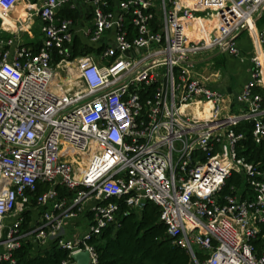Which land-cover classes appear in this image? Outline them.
<instances>
[{
    "label": "built area",
    "instance_id": "1",
    "mask_svg": "<svg viewBox=\"0 0 264 264\" xmlns=\"http://www.w3.org/2000/svg\"><path fill=\"white\" fill-rule=\"evenodd\" d=\"M26 1L33 44L31 15L5 23L17 0H0V263L30 244L98 264L120 206L150 201L193 264H264V165L243 154L264 145V0ZM219 54L248 59L240 90L206 74Z\"/></svg>",
    "mask_w": 264,
    "mask_h": 264
},
{
    "label": "trees",
    "instance_id": "2",
    "mask_svg": "<svg viewBox=\"0 0 264 264\" xmlns=\"http://www.w3.org/2000/svg\"><path fill=\"white\" fill-rule=\"evenodd\" d=\"M250 128V124L246 125ZM248 160H261L264 165V145L252 144L250 137L245 140ZM238 177L232 176L228 185ZM46 187H41L43 191ZM117 201L115 198L110 199ZM117 222L102 230L93 239L98 253V264H193L188 252L173 243L166 233V226L160 220V210L153 202L147 201L138 210H126L121 205L116 215ZM257 254L259 246L264 252V224L255 240ZM15 264H58L67 257V252L51 245L42 250H33L30 244H23L14 252ZM0 264H10L2 262Z\"/></svg>",
    "mask_w": 264,
    "mask_h": 264
},
{
    "label": "crops",
    "instance_id": "3",
    "mask_svg": "<svg viewBox=\"0 0 264 264\" xmlns=\"http://www.w3.org/2000/svg\"><path fill=\"white\" fill-rule=\"evenodd\" d=\"M19 2H20V0H18V3ZM16 7H17V5H15L10 10V12L8 14L10 17L21 16V15H19L20 12L16 13ZM18 7H19V5H18ZM26 11L27 12L22 16V19L26 18L27 16H29L33 13L32 10H30V9H26ZM30 18L33 20L32 25L30 27H28V32H26L25 39H24L27 44H33L39 38V32H38V27H37V25H38L37 24V22H38L37 17L31 15ZM252 36H253V39L255 42H253L251 40V38L246 34L241 36L238 40V45H239L242 53L245 56H247L252 51L254 43L256 44V46L258 48L256 33L252 32ZM225 59L231 61L234 64V66L232 69V74H233L232 79L233 80L231 81V84L228 83L227 85H224L223 88L224 89H230L231 91L236 92V91L241 89V87L245 84V82L248 81V79H249L248 69H249L250 64H249V61L247 58H245L243 61H240L237 58L226 55L224 60ZM211 70H213V69H211ZM209 73H210V70L206 71V74H209ZM218 73H220V71H218ZM219 84H220V79H218V82L214 83V85H216L218 88H222L221 85H219ZM86 223H87V217L84 216L81 219L79 218L78 220H76L74 222V224L70 228L69 232H72L73 230L75 231L76 230L75 228H79V227L84 228L86 226Z\"/></svg>",
    "mask_w": 264,
    "mask_h": 264
},
{
    "label": "rangeland",
    "instance_id": "4",
    "mask_svg": "<svg viewBox=\"0 0 264 264\" xmlns=\"http://www.w3.org/2000/svg\"><path fill=\"white\" fill-rule=\"evenodd\" d=\"M25 1L26 0H20V2L18 3V0H17V3L15 5H20V6L21 5H25ZM16 8H18V7H16ZM9 12H8V14H9ZM8 14H7V17H4L5 18L4 21L6 23H10V18L11 17ZM201 56L204 57V53H202L197 58H200ZM225 57H226L225 54H219V55L214 56V57L208 59L207 61H205L208 64H210V63L214 64V66L212 67L213 70L210 69V73H212L214 70L220 71V73H219L220 84L219 85H221L222 88H223L224 85H227L228 83L231 84V81L233 80L232 79V77H233L232 69H233L234 64L231 61L227 60L228 58L224 60ZM205 62H203V63H205ZM238 108H239V106H236V105L233 106L232 112H238ZM244 185H246L245 181L241 184V187L244 186ZM75 229L76 230L75 231L73 230V232L81 233L83 231L82 227L75 228ZM68 233H69L68 235H71V232L68 231ZM258 251L261 252V253L263 252L261 250V245L259 246V250Z\"/></svg>",
    "mask_w": 264,
    "mask_h": 264
},
{
    "label": "bare ground",
    "instance_id": "5",
    "mask_svg": "<svg viewBox=\"0 0 264 264\" xmlns=\"http://www.w3.org/2000/svg\"><path fill=\"white\" fill-rule=\"evenodd\" d=\"M17 7H18V5H17ZM31 8H32V6L27 1H25V5H21V6L19 5V7L16 8V13L20 12L19 15L23 16L27 12L26 9H31ZM253 32H255V31H253ZM257 44H258V42H257ZM258 48H259V45H258ZM202 108H203L204 114H202L203 113ZM191 110L196 112L199 116L209 115V106L207 104L202 105L200 103H196V105L191 107Z\"/></svg>",
    "mask_w": 264,
    "mask_h": 264
},
{
    "label": "water",
    "instance_id": "6",
    "mask_svg": "<svg viewBox=\"0 0 264 264\" xmlns=\"http://www.w3.org/2000/svg\"><path fill=\"white\" fill-rule=\"evenodd\" d=\"M228 91H231V90L228 89ZM235 101H236V95L234 93V102ZM71 258L73 262L70 264H88L89 263V255L87 251H81V252L75 253L71 256Z\"/></svg>",
    "mask_w": 264,
    "mask_h": 264
}]
</instances>
